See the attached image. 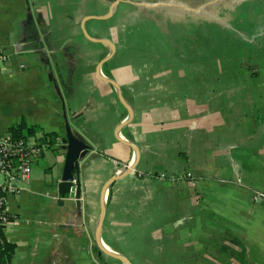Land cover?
I'll return each mask as SVG.
<instances>
[{
    "label": "crops",
    "instance_id": "0c3cea01",
    "mask_svg": "<svg viewBox=\"0 0 264 264\" xmlns=\"http://www.w3.org/2000/svg\"><path fill=\"white\" fill-rule=\"evenodd\" d=\"M2 55L0 138L21 117L60 137L8 198L10 264H125L103 196L131 264H264V0H0Z\"/></svg>",
    "mask_w": 264,
    "mask_h": 264
},
{
    "label": "water",
    "instance_id": "95a60500",
    "mask_svg": "<svg viewBox=\"0 0 264 264\" xmlns=\"http://www.w3.org/2000/svg\"><path fill=\"white\" fill-rule=\"evenodd\" d=\"M110 6H114V3L109 2ZM110 14L108 16L105 17H99V16H91L89 18H93V19H106L109 18ZM85 34L87 35V37L94 42H99V43H104L109 45L112 48V53L115 50V46L113 45L112 42H110L109 40L106 39H102V38H98L95 39L93 37H90L88 35V33L85 30ZM111 55L109 57H107L106 59L102 60L98 66V71L100 72L101 66L102 64L107 61L108 59H110ZM108 80L110 83H112L118 90L119 93V97L121 99V101L124 103V99H123V95L121 92V89L119 87V85L110 79H106ZM126 105V104H125ZM128 111H129V118L128 121H130L133 117V113L131 111V109L128 107V105H126ZM124 124H121L118 129H117V133H119ZM62 142L66 145L67 147V151H66V157H65V164H64V168H63V173H62V178H61V189L64 193H70L71 196H76L80 197L81 196V187H80V178H79V160L81 157L85 156L87 151L90 149V146L83 141L82 139L78 138L75 133L73 132L72 128L70 125L66 126V136L62 139ZM125 142V141H124ZM127 145H129L130 147H132L135 151L137 156H139V149L136 145H134L133 143H129V142H125ZM136 163L127 167L126 170L121 173L120 175L114 176L113 178H111L105 185L104 187V192L106 191V189L112 184L114 183L116 180H118L119 178H122L128 174H130L135 168H136ZM76 178L77 184L74 185L73 180ZM105 215H106V205H105V199L103 196L102 199V206H101V213H100V219H99V223H98V227H97V231H96V240H97V244L99 245V247L101 248V251L105 252L106 254L115 257L119 260H121L122 262H124L125 264H131L130 260L125 257L124 255H121L119 253L116 252H112V251H108L106 250L103 246H102V242H101V232H102V226H103V222L105 219Z\"/></svg>",
    "mask_w": 264,
    "mask_h": 264
},
{
    "label": "built area",
    "instance_id": "2783aa9c",
    "mask_svg": "<svg viewBox=\"0 0 264 264\" xmlns=\"http://www.w3.org/2000/svg\"><path fill=\"white\" fill-rule=\"evenodd\" d=\"M6 61L5 55L0 56V67ZM38 148L31 141L17 140L9 138H0V229L5 230L9 224L18 223L8 210V198L11 195L20 193L21 188L17 182L19 180L27 181L33 171V160ZM121 168L129 167L118 163ZM191 177V174H187ZM77 184L76 178L73 180ZM73 197V196H72ZM77 208H82V196L73 197ZM2 243V239H0Z\"/></svg>",
    "mask_w": 264,
    "mask_h": 264
},
{
    "label": "trees",
    "instance_id": "16d2710c",
    "mask_svg": "<svg viewBox=\"0 0 264 264\" xmlns=\"http://www.w3.org/2000/svg\"><path fill=\"white\" fill-rule=\"evenodd\" d=\"M10 139L13 141L25 140L29 141L34 138L37 148L42 146L52 147L59 142V135L56 132H44L38 125L30 124L25 117H21L19 121L10 127ZM0 264H10L13 260L16 245L7 241L5 231L0 229Z\"/></svg>",
    "mask_w": 264,
    "mask_h": 264
},
{
    "label": "rangeland",
    "instance_id": "374dc122",
    "mask_svg": "<svg viewBox=\"0 0 264 264\" xmlns=\"http://www.w3.org/2000/svg\"><path fill=\"white\" fill-rule=\"evenodd\" d=\"M195 15H197V13H195ZM205 174H210V175H212L213 173H207V172H206Z\"/></svg>",
    "mask_w": 264,
    "mask_h": 264
}]
</instances>
